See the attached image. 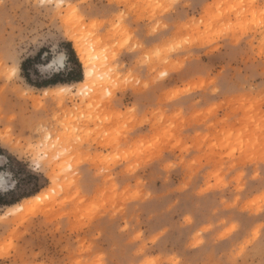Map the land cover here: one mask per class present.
Listing matches in <instances>:
<instances>
[{
    "label": "rangeland",
    "instance_id": "rangeland-1",
    "mask_svg": "<svg viewBox=\"0 0 264 264\" xmlns=\"http://www.w3.org/2000/svg\"><path fill=\"white\" fill-rule=\"evenodd\" d=\"M49 2L0 0V264H264V0Z\"/></svg>",
    "mask_w": 264,
    "mask_h": 264
},
{
    "label": "snow or ice",
    "instance_id": "snow-or-ice-1",
    "mask_svg": "<svg viewBox=\"0 0 264 264\" xmlns=\"http://www.w3.org/2000/svg\"><path fill=\"white\" fill-rule=\"evenodd\" d=\"M37 7L40 8L41 10L47 8L49 13L53 16L54 19L57 20V22L65 19L66 14L63 11L64 5L62 2L57 3V2H49V0H39ZM148 7H154L156 9H159L161 12H165L167 10V8L171 7V6H166L163 3H157L155 5H148ZM71 15H72V18L74 20H77V21L80 20V17H79L77 12L73 11V13ZM161 19H163L162 16H154V19H153V23L155 24V28L153 29L154 32L160 28L159 20H161ZM93 27H96L95 23H93ZM161 35H166V33H161ZM141 38L142 37H140L139 33H136L135 36L127 35V39L125 40V44L127 45L128 49L131 50L133 47L131 42L134 39H136L138 41ZM175 47H176V45L173 44V49ZM136 48L140 49L141 52L147 51V53H148L147 56L142 57V59H144L145 61H150L153 57L159 56L161 54V51H162L159 48L151 49V41H149V40H145V45H141V44H139V42H137ZM149 49H151V50H149ZM137 54L139 55L140 53L138 52ZM262 55H264V53H262ZM63 63H64V57L62 55H57L53 58L52 64L48 65L47 68L49 71H51L53 73H57L60 70V68L62 67ZM12 75L13 76L15 75V69H13ZM161 75H166V73H162ZM8 79H9V77H8L7 73H5L4 81H0V83H7ZM59 91H64V89H61ZM55 94H57V93H54L53 95H55ZM44 95L48 96L49 93H44ZM178 95H179V93L173 92L169 96V99L175 98ZM44 199H45V197L43 195L35 197L36 201H42ZM237 199L239 200V197H237ZM255 204H256V202L253 201L252 205L248 206L246 211L249 214H253V213L259 214V220L261 221L259 234H260L261 238L264 239V198H261V200L259 202V204H260L259 208H256ZM232 208L235 211L238 208V205H233ZM225 214L227 215V213H225ZM6 215H11V213L10 212L6 213ZM245 226L246 225L243 222H241L240 224L231 223V225L229 226V222L225 221L224 222V231L222 234L224 236H229L230 234H234L238 231H242ZM253 238H255V236ZM68 264H82V261H80V260L69 261ZM141 264H151V262L150 261H142Z\"/></svg>",
    "mask_w": 264,
    "mask_h": 264
},
{
    "label": "bare ground",
    "instance_id": "bare-ground-1",
    "mask_svg": "<svg viewBox=\"0 0 264 264\" xmlns=\"http://www.w3.org/2000/svg\"><path fill=\"white\" fill-rule=\"evenodd\" d=\"M78 42L80 43V41H78ZM81 43H82V41H81ZM86 46H88V45H86ZM86 46L84 45V43L76 44V50H77L79 57L81 58L80 61H82V63H83L85 85L88 86V88H89L90 86H92V84L94 82L99 80L98 77L103 75L102 70L105 68L104 66L107 63V60L103 58V55L100 52H98V50L95 47H92V48H95V50L92 51L91 49H89L90 46H88V47H86ZM62 88L64 89L66 87H62ZM80 92L82 95L86 94V92H84L83 90H80ZM38 196H40V194ZM32 202H35V197L33 199L29 198L27 201L22 203V205L19 204V206H17V205L12 206L9 210L13 213V211L15 209L19 208L17 210H20V207L22 206V209L26 208L25 210L27 211L28 210L27 204L32 203ZM26 217L27 216H25V218ZM22 218H24V216H22Z\"/></svg>",
    "mask_w": 264,
    "mask_h": 264
},
{
    "label": "trees",
    "instance_id": "trees-1",
    "mask_svg": "<svg viewBox=\"0 0 264 264\" xmlns=\"http://www.w3.org/2000/svg\"><path fill=\"white\" fill-rule=\"evenodd\" d=\"M52 82H46L44 85H47ZM8 205L6 202H3L2 198L0 199V206Z\"/></svg>",
    "mask_w": 264,
    "mask_h": 264
}]
</instances>
